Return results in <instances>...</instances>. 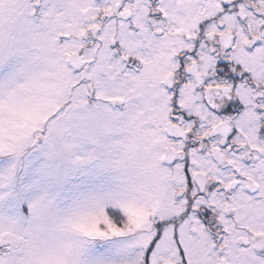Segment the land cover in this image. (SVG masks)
<instances>
[{"label":"snow or ice","instance_id":"1","mask_svg":"<svg viewBox=\"0 0 264 264\" xmlns=\"http://www.w3.org/2000/svg\"><path fill=\"white\" fill-rule=\"evenodd\" d=\"M0 264H264V0H0Z\"/></svg>","mask_w":264,"mask_h":264}]
</instances>
